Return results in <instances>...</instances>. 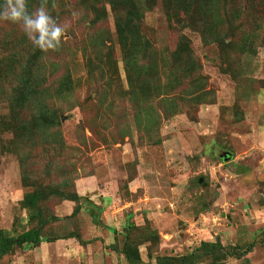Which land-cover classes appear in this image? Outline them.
Listing matches in <instances>:
<instances>
[{"label":"rangeland","instance_id":"374dc122","mask_svg":"<svg viewBox=\"0 0 264 264\" xmlns=\"http://www.w3.org/2000/svg\"><path fill=\"white\" fill-rule=\"evenodd\" d=\"M199 1L209 30L158 0L125 43L109 0H48L56 51L0 21V229L41 232L0 264H128L125 243L156 264L202 241L264 264V0ZM42 112L59 124L35 129ZM38 186L81 200L42 201L41 225L22 205Z\"/></svg>","mask_w":264,"mask_h":264},{"label":"trees","instance_id":"16d2710c","mask_svg":"<svg viewBox=\"0 0 264 264\" xmlns=\"http://www.w3.org/2000/svg\"><path fill=\"white\" fill-rule=\"evenodd\" d=\"M3 2L4 0H0L1 4ZM157 2L158 0H109V3L115 5L119 12L115 25L120 41L126 43V31H132L136 24L141 22L144 13L152 10ZM161 3L164 8V13L168 18L179 19L182 13L184 16L182 21L185 24L192 25L198 31H205L206 28L209 30V23L204 22L205 20H200L203 17V5L199 0H161ZM32 75L33 66H26L21 81V99L18 95L21 101L31 95ZM58 119V116L54 112H42L36 117L34 128L38 130L56 126L59 124ZM54 195L64 197V199L73 201L76 204H79L81 200V197L76 192L65 193L51 187H35L33 191L25 194L22 201L23 207L28 211L29 221L38 220V223L41 225L47 222V219H42L39 203ZM78 208L79 205L72 214H75ZM69 237L76 238L79 241L81 240L79 236L74 233H71ZM40 240L41 232L39 229L27 230L16 236L10 235L8 232L0 229V260L5 255L10 254L16 247L39 244ZM115 250L124 256L128 264H143L139 250L136 247L125 243L120 249L118 248ZM249 250H251L250 244L245 252ZM245 252H238L235 248L225 247L220 241H202L193 251L181 256L158 257L156 259V264H200L205 261H210V264H216L217 261L225 260L229 257L240 258Z\"/></svg>","mask_w":264,"mask_h":264},{"label":"clouds","instance_id":"9594fccd","mask_svg":"<svg viewBox=\"0 0 264 264\" xmlns=\"http://www.w3.org/2000/svg\"><path fill=\"white\" fill-rule=\"evenodd\" d=\"M48 0L29 11L28 0H4L0 5V21L22 25L23 31L34 47L42 51H56L62 45L65 29L50 14Z\"/></svg>","mask_w":264,"mask_h":264},{"label":"water","instance_id":"95a60500","mask_svg":"<svg viewBox=\"0 0 264 264\" xmlns=\"http://www.w3.org/2000/svg\"><path fill=\"white\" fill-rule=\"evenodd\" d=\"M226 157H227V155H226Z\"/></svg>","mask_w":264,"mask_h":264}]
</instances>
